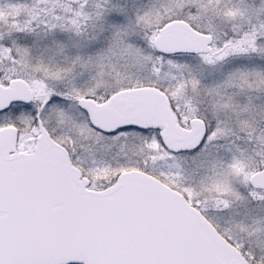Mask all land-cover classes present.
Here are the masks:
<instances>
[{
    "label": "snow or ice",
    "instance_id": "1",
    "mask_svg": "<svg viewBox=\"0 0 264 264\" xmlns=\"http://www.w3.org/2000/svg\"><path fill=\"white\" fill-rule=\"evenodd\" d=\"M0 264H264V0H0Z\"/></svg>",
    "mask_w": 264,
    "mask_h": 264
}]
</instances>
